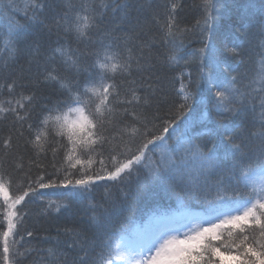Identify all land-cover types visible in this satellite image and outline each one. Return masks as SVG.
Segmentation results:
<instances>
[{
  "label": "snow or ice",
  "instance_id": "6c2138e0",
  "mask_svg": "<svg viewBox=\"0 0 264 264\" xmlns=\"http://www.w3.org/2000/svg\"><path fill=\"white\" fill-rule=\"evenodd\" d=\"M218 3L219 0H201V16L196 21V26L201 30L202 47L193 56L184 59L183 63L186 66L198 60V86L211 93L215 99L214 107L227 115L242 114L246 105L251 103L250 98L259 96L260 112L258 120L254 121L258 126L250 133L257 142L255 148H249V136L244 134L242 127H229L223 123L222 118L214 121V131L222 137L218 144L213 143L211 147L205 148L196 142L198 138L188 136L187 139L178 137L175 147L168 145L169 135L179 127L178 120H186L191 111V79L186 83L183 71L176 77L180 84L176 89L178 99L166 116L155 115L149 118L147 114L137 113L136 106L140 104L141 97L137 95L136 81L124 78L131 77L133 71H144L143 50L151 48V41L140 42V54L135 56L131 42L143 23L154 22L162 33L163 42L172 43L175 47V40L191 31L177 23V11L180 7L178 0H165L161 6L162 16L154 15L152 21L137 19L134 24L129 21L131 27L120 36L115 35V29L101 31V21L109 6L107 0H100L98 6L96 0H79L78 5L73 0H61V6L65 10L53 17L52 25L45 27L51 31L54 25L57 32L71 34L78 44H84V49L73 50L66 45L53 49L45 59L53 62L59 59V65L67 75H60V69L53 63L50 69L45 70L43 78L37 80V84H52L63 96L51 108L45 104V111L52 112L54 108L67 106L68 112L75 113L78 119L69 125L65 112L44 116L41 122L44 128L37 127L34 140L29 142L39 146L46 134L45 130L51 124L55 134L66 140L61 145L65 154L57 166V153L53 149L52 173L43 171L46 167L43 163L34 162L42 172L35 180L30 175L26 176L27 188L22 195H10L12 178L0 172V197L3 198L4 206L3 223H0L3 264H8L10 258L14 264L15 257L26 254L16 247L19 241L15 237L23 224L22 213L17 206L30 193L34 194L38 189L64 188L68 189V197L77 196L89 191L96 181H119L125 176H131L135 167L148 158L149 152H159L160 155L159 160L154 162L155 167L150 169L149 176L173 191L183 184L192 190L193 199L197 203L203 200L207 206L201 213L178 202L174 213L162 212L155 217L154 227L116 244L109 239L104 243V250L98 255L95 264H224L225 259L233 264H264V40L260 42L262 51L258 54V70L241 87L236 76L228 75L229 68L212 35L223 7L222 3L217 6ZM30 5V19L36 21L45 11L46 0H30ZM261 9L264 10V0ZM24 15L27 16V11ZM39 22L44 23L42 20ZM17 28L24 33L23 38L26 39V26L17 25ZM94 29L104 39L94 40ZM261 30L264 31V26ZM14 35L10 33L9 38L4 41V48L13 57L17 51L12 39ZM241 44L242 42H234L233 47H225L224 50L240 55ZM27 51L30 57L41 55L38 43L29 44ZM89 57L93 60L92 67H98L100 71L94 75L89 73L90 78L81 89L79 76L82 72H88L85 61ZM167 63L169 66L180 65L181 60L175 51L168 55ZM117 76L121 77L120 84L116 83ZM124 84L131 87L122 95L120 89ZM18 86L23 87L13 80L11 83L0 84V89L6 87L11 93ZM147 87L152 88L153 94L155 93L153 85L149 84ZM133 101H136V105H133ZM7 103L8 108L0 105V112L13 113L21 126L20 135H23V124L29 119L39 100L35 92L27 96L21 93L15 102L9 99ZM143 104H150L148 96L143 98ZM119 105L131 107V111L129 107H124L123 114L131 116L135 123L131 136L121 135L119 142H114V137L105 135L109 130L105 125L117 126ZM85 107L88 108L87 114ZM21 111L24 115L20 114ZM61 114L65 116L63 121ZM33 128V124L29 123L30 132ZM4 145L9 147V140H4ZM221 153L223 159L231 161L229 175L246 192L242 193L237 189L229 192L225 188V194L221 195L223 178L216 181L217 194L214 198H210L209 192L203 190L208 186V176L222 162ZM37 157L39 158V153ZM97 163L98 169L95 168ZM65 231L73 237V244L84 252V256L80 257L81 261L85 260V245L89 243L87 238L79 230L69 228ZM225 232L231 238L230 242L221 240ZM26 235L31 237L33 233L28 231ZM213 241L218 243L213 244ZM91 244L95 246L94 241ZM49 260L60 264V255L50 249Z\"/></svg>",
  "mask_w": 264,
  "mask_h": 264
},
{
  "label": "trees",
  "instance_id": "16d2710c",
  "mask_svg": "<svg viewBox=\"0 0 264 264\" xmlns=\"http://www.w3.org/2000/svg\"><path fill=\"white\" fill-rule=\"evenodd\" d=\"M73 2L79 4V0H73ZM96 3L98 6L100 0H96ZM107 3L109 6L101 21V31L115 29V35L120 36L131 27L129 21L134 24L137 19L152 21L154 15L162 16L161 6L165 0H107ZM178 3L180 7L177 11V23L180 27L189 28L191 31L178 37L175 40V47L172 43L163 42L162 33L154 22L143 23L138 29V35L131 42L130 46L135 56L140 54V42L151 41V48L143 50L144 71H133L131 77L124 78L136 81L137 95L141 97L140 104L136 106L137 113L147 114L149 118L155 115L166 116L170 107L178 99L176 89L180 84L176 77L183 71L185 82L191 79L189 89L191 111L186 120H178L179 127L176 128L175 133L169 135L168 145L175 147L178 137L187 139L188 136L198 138L196 142L205 148L211 147L213 143L218 144L222 137L214 131V121L222 118L223 123L229 127H242L244 134L249 136V148H255L257 142L250 133L258 126L254 121L258 120L260 112L259 96L250 98L251 103L246 105L244 112L240 115H227L214 107L213 95L198 86V60L186 66L183 63L184 59L193 56L202 47L201 30L196 26V21L201 16V0H178ZM220 3L223 7L219 19L215 22L212 35L217 47L221 49L225 65L229 68L228 75L236 76L237 83L242 87L258 70V54L262 51L260 42L264 40V31L261 30L264 26L262 0H219L217 6ZM64 10L61 0H46L45 11L36 21H33L30 19L32 16L30 0H0V84L15 80L18 85H23V87H16L11 93L6 87L0 89V105L8 108L7 101L11 99L15 102L21 93L27 96L35 92L39 100L36 107L32 109L31 116L23 124V135H20L21 126L16 122L15 115L11 112H0V172L11 176L10 195L13 197L22 195L27 188L26 176L30 175L35 180L37 175L41 174L42 170L37 168L34 162L43 163L46 166L43 171L52 173L54 171L51 167L53 149L57 153V166L62 162L65 154L61 145L65 144L66 140L55 134L51 124L45 130L46 134L42 137L39 146L29 142L34 140L37 127L44 128L41 123L44 116L68 111L67 106L54 108L52 112L45 111V104L51 108L57 100L63 99V96L52 84H37V80L43 78L46 74L45 70L50 69L53 63L60 69V75H67L60 67L59 59L54 62L45 59L53 49L61 45L69 46L73 50L79 48L83 51L84 49V44H78L71 34L57 32L54 25L51 31L45 27V25H52L53 17ZM25 11L27 16L24 15ZM40 20L44 23L41 24ZM17 25L26 26V39L23 38L24 33L19 31ZM10 33L15 34L12 37L14 47L17 49L14 57L4 48V41L9 38ZM92 37L97 41L104 39L95 29L92 31ZM234 42H242L239 49L240 55L224 50L225 47H233ZM34 43L40 45L41 55L30 57L27 46ZM173 51L181 60L178 67L169 66L167 63V57ZM85 63L88 72H82L79 76L81 89L90 78L89 73L94 75L100 71L98 67H92V58H87ZM116 83H121V77H116ZM149 84L154 86V94L153 89L147 87ZM128 87L131 85L121 86L122 95ZM88 95L90 96L91 93ZM145 96L150 99V104L147 106L143 104ZM133 105H136V101H133ZM118 107L120 112L116 117L117 126L105 125L109 129L105 135L109 138L114 137V142H119L121 135L131 136V129L135 123L131 116L123 114V108L129 106L119 105ZM92 110L94 111V106ZM131 110L129 107V111ZM85 112L88 113L87 107ZM20 114L24 115V112L21 111ZM29 123L34 126L31 132L28 129ZM124 129L127 131L125 132ZM6 139L10 144L7 148L4 145ZM220 155L222 162L208 176V186L203 190L209 192L210 198H214L217 194L216 181L223 178L221 195L225 194L223 191L225 188L229 192L233 189L242 193L246 192V189L237 186L235 179L228 173L231 161L223 159V153ZM159 158V152L155 154L149 152L148 158L143 164L135 167L131 176H125L119 181H96L89 191L77 196L68 197V189L64 188L38 189L36 193H30L25 201L17 206L22 213L23 224L15 237L19 241L16 247L26 254L15 257L14 264H56V261L49 260L50 249L60 255V264H95L98 255L104 250V243L109 239L116 244L120 238L128 236L134 227H141L153 215L175 211L178 202H183L202 213L207 206L206 202L201 200L197 203L193 199L191 189L181 184L173 191L167 185L149 176L150 169L155 167L154 162ZM95 168H99L98 163ZM3 214V198L0 197V223H3ZM69 228L81 231L89 242L85 245L87 258L83 261L80 257L84 256V252L79 246L73 244V237L65 231ZM28 231L33 233L31 237L26 235ZM221 240L230 242L231 238L225 232ZM93 241L94 247L91 244ZM217 243L213 241V244ZM70 244L73 246L69 247ZM0 264H3L2 244H0ZM8 264H13V259L10 258ZM224 264H233V262L225 259Z\"/></svg>",
  "mask_w": 264,
  "mask_h": 264
},
{
  "label": "rangeland",
  "instance_id": "374dc122",
  "mask_svg": "<svg viewBox=\"0 0 264 264\" xmlns=\"http://www.w3.org/2000/svg\"><path fill=\"white\" fill-rule=\"evenodd\" d=\"M174 212H175V211H174ZM174 212H171V213H174ZM156 216H157V215H156ZM156 216L151 217L146 223H144V224L142 225L143 228L135 227V228L130 232L129 236L119 239L117 243L121 242V240H123V239H129V238L135 237V236H137L141 231H143V230H145V229H150V228L154 227V226H155V217H156ZM178 218H179V217H177V219H178ZM190 227H191V225H190ZM182 231H184V230H182Z\"/></svg>",
  "mask_w": 264,
  "mask_h": 264
},
{
  "label": "clouds",
  "instance_id": "9594fccd",
  "mask_svg": "<svg viewBox=\"0 0 264 264\" xmlns=\"http://www.w3.org/2000/svg\"><path fill=\"white\" fill-rule=\"evenodd\" d=\"M65 113H66V119H67V122H68L69 125H71V123L73 121L78 119V117H77V115L75 113L68 112V111H66ZM64 118H65L64 114H61L62 121L64 120Z\"/></svg>",
  "mask_w": 264,
  "mask_h": 264
}]
</instances>
